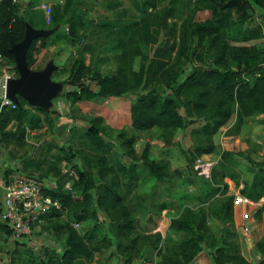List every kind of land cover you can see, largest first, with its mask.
<instances>
[{
	"label": "rangeland",
	"instance_id": "1",
	"mask_svg": "<svg viewBox=\"0 0 264 264\" xmlns=\"http://www.w3.org/2000/svg\"><path fill=\"white\" fill-rule=\"evenodd\" d=\"M18 2L30 7L29 24L51 32L47 51L39 53L38 59L43 62L47 57L56 58L53 62L57 68L53 71L52 78L61 82L62 86L52 104L47 108L43 107L53 111L54 125L48 123L42 111L34 108L37 106L29 104L28 107L34 114L43 117L44 126L25 121L23 137H11L0 144V200L3 197L1 185L6 170L37 175L51 187L63 184L74 195L81 192L76 184L79 171L87 170L98 184L105 180L118 183L117 187L124 195L125 204L138 218L137 231L151 230L153 234L159 231L164 246H176L197 231L204 230L206 240L202 242V250L192 264L213 263L212 244H220L224 238L239 243L241 253L251 264H256L262 255L257 252L258 235L255 233H263L261 226L254 225L255 228H251L250 224L247 231L240 226V210L237 214L234 210L233 221H230L223 218L221 209L228 197L239 190L252 199L250 208L254 211L260 208V214H255L257 223L264 222V191L260 194L253 187L255 172L264 168V113L245 116L243 124L237 127L238 103L228 99L225 94L216 92L213 87L209 86L202 97L190 89L175 93L185 76L196 69H223L215 63L219 51L216 45L211 44L210 37L200 40V36L193 31L195 20L211 16V11L205 8L207 0H155V5L150 4L149 0H75L71 12L73 19L60 24L54 22L52 14L55 6L62 5L63 8L66 0ZM163 15H168L165 29L173 27L176 39L184 32V40L181 41L179 37V45L171 54L169 66L175 67L171 87L166 86V80L160 75H153L154 66L150 64L152 60H157L155 51L166 36L164 28L159 24ZM230 16L234 33L261 27L258 18L262 13L257 8L245 16L236 12H232ZM72 23L78 33L75 37L67 30ZM261 29L263 31L262 27ZM152 37H158V42H150L149 38ZM262 39H256L254 43L260 44ZM181 45L183 49L180 48ZM259 46L264 48V43ZM79 58H83L92 70H103L105 74L124 71L130 76L144 66L145 76H149L150 81L147 87L143 86V81L141 86L120 99L73 104L66 99L64 93L73 87L71 72ZM120 65L123 66V71L119 69ZM231 67L237 69L238 65L232 63ZM249 74L244 75L250 77ZM8 75L19 76L17 63L4 56L0 57V79ZM85 82L96 91L100 89L97 79L91 74H87ZM150 89L157 90L162 96L174 94L178 98L179 111L188 118L185 129H163L159 126L137 129L130 126L128 120L120 118L123 106ZM198 101H203V105L196 107L195 103ZM1 106L0 96V111ZM228 108L231 115L224 124L219 125L217 132L211 133L208 127L212 123L210 115L216 109ZM95 114H100L105 119L103 136L112 143L108 158L113 171L107 179H103L100 172L101 151L87 134ZM75 122L78 125L75 126ZM17 125L18 122L13 120L9 123L8 130H17ZM124 126L127 136L120 138L119 129ZM130 138L135 140L134 145L125 144ZM147 144L153 145L151 155L156 159L161 158L160 151L165 148L167 152H172L169 157H164L168 158L169 166L163 179L151 176L138 159ZM63 148L72 149L75 156L70 157ZM133 164H136L133 172L135 178L123 168L124 165L130 168ZM73 168L77 176L69 174L68 171ZM128 180L133 184L131 191L126 185ZM68 182L70 187H66ZM217 187H220V191L210 196L211 189ZM250 193L258 196L251 197ZM163 203H168L169 206L162 208L160 215L154 216V221H149L148 213L159 210ZM98 214L101 227L99 237L108 234L114 243L104 251L97 252L92 261L80 260L78 264L158 263L161 256L150 251L146 241L134 251H119V256H112L116 252L117 242L122 239L127 243L129 238L116 235L107 210L98 208ZM175 216L190 220L194 224L193 230L180 231L172 228L171 220ZM65 218L62 216L58 220ZM55 221L56 218L45 219L31 241L17 248L19 252L9 235L0 230V264H52L54 261H51V253L56 257V253L63 251L65 243V234L55 229ZM253 241H256L254 245ZM128 256L132 257V262H127Z\"/></svg>",
	"mask_w": 264,
	"mask_h": 264
},
{
	"label": "trees",
	"instance_id": "2",
	"mask_svg": "<svg viewBox=\"0 0 264 264\" xmlns=\"http://www.w3.org/2000/svg\"><path fill=\"white\" fill-rule=\"evenodd\" d=\"M74 1L66 0L63 8H61L62 5L55 6L52 14L55 23L60 24L73 19L71 12L73 11ZM149 3L155 5V0H149ZM205 8L211 11V16L204 20H195L193 31L200 36V40L207 36L210 37L211 44L216 45L219 51L215 63L222 66L223 69L216 67L196 69L185 76L183 82L175 89V93H180L182 89H190L199 97H202L206 94L205 91L209 86L213 87L216 92L225 94L228 99L238 103L237 127H240L245 120V116L264 113V48L259 46L264 43L261 29L263 25L259 20H264V0H207ZM255 8L262 13V16L258 18L260 29L253 28L242 33H234L231 13L236 12L245 16ZM29 9V6H23L18 0H0V53L9 60L15 61L11 48L25 37L27 25L30 23ZM167 17L168 15H163L159 19L160 27L164 28L166 36L163 42L158 44L155 51L157 60H152L150 64L154 66L153 75H160L166 80V86L171 87L175 68L169 66L171 54L179 45V37H181V41L184 40V32H181V35L176 39L173 27L165 29L167 28ZM69 30L72 37L77 36L78 33L74 23L70 24ZM48 37L34 39L29 47L27 57L28 64L32 69H43L50 61L56 59L54 56L47 57L48 59L46 58L43 62L38 59L39 53L47 51ZM256 39H262V42L260 44L254 43ZM149 41L157 43L158 37L149 38ZM180 48L183 49L182 45ZM232 63H236L238 68H232ZM119 69L124 70L122 65ZM145 71L144 66H141L139 71H135L130 76L123 73L124 71L105 74L103 70H92L83 58H79L76 61L75 69L71 72L70 78L73 87L66 90L64 95L73 104L98 102L101 99L108 98L120 99L141 86L143 81V86H148L150 77L145 76ZM245 73H250V77L244 75ZM87 74H91L93 78L97 79L100 85L98 91L85 82ZM161 96L155 89H150L146 93L138 95L135 100L121 108L120 118L128 120L131 123L130 126L137 129H151L155 126L163 129L170 127L185 129L188 126V118L179 111L178 98L174 94H165L162 98ZM198 102L195 103L196 107L203 105V101ZM28 105V101L20 96V102L16 107L11 105L2 106L0 111V144H4L11 137L17 136L18 139L23 137L26 130L25 121L34 123L36 126H44L43 117L34 114ZM34 108L42 111L48 123L54 125L53 111L46 110L43 107ZM230 115L229 108L226 110L216 109L209 117L212 120V123L208 124L210 132H217L219 125L224 124ZM13 120L18 122L17 130L9 131L8 125ZM104 121L102 115L95 114L91 127L87 129V134L93 139L97 149L101 151L99 157L100 172L102 178L107 179L110 172L113 171L108 158L112 150V143L111 141L108 142L103 136ZM75 123V126L78 125V122ZM125 127L119 129L121 131L119 133L120 138L127 136ZM133 138L126 140L125 144L134 145L135 140ZM152 149L153 145L147 144L138 159L141 160L142 165L151 176L163 179L167 175L169 166L168 158L164 157H169L172 152H167L165 148L160 151L161 158L156 159L151 155ZM63 151L70 154V157L75 156L72 149L63 148ZM198 152L201 153L202 151ZM185 153L187 154V151ZM123 168L127 170V174L131 173L134 177L133 172L136 164L131 165L130 168L124 165ZM73 169L75 170V168ZM15 171L6 170L4 179L9 178L10 173ZM131 182V180L126 181L129 191L132 190L133 184L131 185ZM76 184L81 192L75 195L71 190L64 188L63 184L48 190V193L61 203V208H54L49 213L48 218L49 220L56 218L54 222L55 229L65 234L63 251L56 253L58 254L56 257L51 253V261H54L52 264H78L80 260L92 261L97 252L104 251L113 245L114 242L108 234L99 237L101 227L98 223V208L102 207L109 212L116 235L129 238L127 243H124L122 239L117 242L116 252L112 253V256H119V251H134L145 241L150 251L157 252L161 256L157 264H192V261L201 252L202 242L206 240L204 230L197 231L191 237L173 247L162 244L159 231L156 234H153L151 230L137 231L138 218L131 213L128 205L125 204L124 195L117 187L118 183L105 180L98 184L89 171L82 170L79 171ZM253 187L257 188L260 194L264 191L263 167L255 172ZM218 191H220V187L212 188L209 195L213 196ZM249 196L256 198L258 195L254 196L250 193ZM233 198V196L228 197L222 205L221 212L225 220L233 221ZM160 206L159 210H152L148 213L149 221H154V216L160 215V210L169 205L163 203ZM1 212L2 208L0 206V230L10 235L11 230L2 220ZM258 213L260 214V211ZM62 216L66 217L65 220H58ZM75 222L80 223L79 228L73 225ZM171 227L180 231H192L194 224L185 217L175 216L171 220ZM26 243L16 241L14 243L15 249ZM212 246L213 263L206 264H251L241 253L239 243L224 238L222 243L212 244ZM256 248L257 252L262 255L256 264H264V237L256 243ZM16 251L19 252V249ZM132 261V257L128 256L127 262Z\"/></svg>",
	"mask_w": 264,
	"mask_h": 264
},
{
	"label": "built area",
	"instance_id": "3",
	"mask_svg": "<svg viewBox=\"0 0 264 264\" xmlns=\"http://www.w3.org/2000/svg\"><path fill=\"white\" fill-rule=\"evenodd\" d=\"M259 20L263 25L264 41V20ZM67 30H69V27H67ZM0 57H3L1 53ZM9 77L11 75L0 79L1 105L16 107L17 103L7 97ZM105 101L108 102L109 98ZM68 172L71 176H77L74 169ZM7 179L3 180L2 185L1 218L11 230L9 238L14 243L16 241L30 242L33 235L37 233L39 225L48 218L49 213L54 208H61L60 201L48 193V190L54 188L55 185L51 187L43 178L23 172L10 173ZM66 187H70V182L67 183ZM233 197L235 213L237 214V211L241 209L242 222L240 226L248 231L250 224L257 223L255 214L260 208H256L255 211L250 208L252 199L239 190L234 191ZM73 225L77 228L80 227L79 222H75Z\"/></svg>",
	"mask_w": 264,
	"mask_h": 264
},
{
	"label": "water",
	"instance_id": "4",
	"mask_svg": "<svg viewBox=\"0 0 264 264\" xmlns=\"http://www.w3.org/2000/svg\"><path fill=\"white\" fill-rule=\"evenodd\" d=\"M49 30L33 27L28 23L25 37L11 48L19 76H11L7 82V97L17 104L20 96L32 106L49 107L61 89V82L52 78L57 65L50 61L43 69H32L28 64L27 52L34 39L48 37Z\"/></svg>",
	"mask_w": 264,
	"mask_h": 264
},
{
	"label": "crops",
	"instance_id": "5",
	"mask_svg": "<svg viewBox=\"0 0 264 264\" xmlns=\"http://www.w3.org/2000/svg\"><path fill=\"white\" fill-rule=\"evenodd\" d=\"M1 187H2V185H1ZM240 211H241V209H240ZM260 211V210H259ZM258 213V212H257ZM256 227H258L259 225L261 226V229L263 230V233L262 234H260L259 232L258 233H255V234H257L258 235V238H257V242L259 241V240H261L263 237H264V222L261 224V223H255V224H252V227L251 228H255V226ZM256 241H253L252 243H253V245L256 243ZM227 264H230V263H227Z\"/></svg>",
	"mask_w": 264,
	"mask_h": 264
}]
</instances>
